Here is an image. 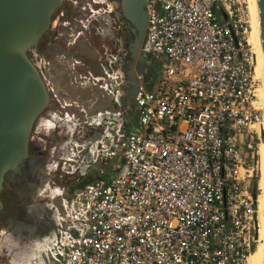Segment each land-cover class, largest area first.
Segmentation results:
<instances>
[{
    "label": "built area",
    "instance_id": "1",
    "mask_svg": "<svg viewBox=\"0 0 264 264\" xmlns=\"http://www.w3.org/2000/svg\"><path fill=\"white\" fill-rule=\"evenodd\" d=\"M70 1L78 13L58 24L57 38L82 26V0ZM251 3L148 0L146 49L161 67L152 89L139 87L136 123L124 130L115 112L112 133L109 113H98L102 134L46 165L79 178L110 166L72 194L50 191L58 224L44 240L50 264H247L264 122ZM111 80L121 97V73L105 72L101 89L113 94Z\"/></svg>",
    "mask_w": 264,
    "mask_h": 264
},
{
    "label": "flooded vegetation",
    "instance_id": "2",
    "mask_svg": "<svg viewBox=\"0 0 264 264\" xmlns=\"http://www.w3.org/2000/svg\"><path fill=\"white\" fill-rule=\"evenodd\" d=\"M120 2L121 0H82V26L72 25L73 27L68 28L70 31L72 29V33L69 32L71 34L68 35L64 31L65 35L57 38L58 24L63 19L73 22L78 13L72 1L64 0L57 23L51 31L45 49L41 51L42 58L35 57L39 65L46 63V72L48 69L52 71L55 65L67 64L72 79L67 87L68 99L64 104L51 97L48 110L43 116L44 120L40 121V125L35 129L36 136L31 138L29 143L26 170L17 176L20 182L10 180L0 193V242L3 245L0 249V264H7L8 257L23 259L24 264H28L27 258L31 259V255H35L36 261L40 260L42 264H46L43 258L45 255L47 264H50L49 248L44 240L58 233V224L51 204V193L54 194L57 189L51 186L57 185L60 190L61 185L65 186L63 189L67 191L66 195L72 194L71 189L82 178H79V174L48 170L46 165L52 157L59 159L65 151L79 148L102 134L103 127L92 120L104 111L100 109L102 103L106 104V111L109 113V121L106 122L110 126L108 129L114 133L119 84L118 81L111 80L114 93L106 95L101 89V78L105 72L115 74L117 79L121 73L120 90H126L136 85L132 74L136 76L137 73L139 87L152 85L161 67L155 56L148 58L145 55L148 51L143 37H147V26L142 32L140 23L137 24L125 16ZM72 12L75 16L70 19ZM72 51H80V55H73ZM47 75L48 79L45 75V81L51 93L52 86H56L52 72L48 71ZM47 80L51 83L50 88ZM66 84L64 86H67ZM70 87L78 88V91L71 92ZM120 100L125 107V99L120 97ZM59 104L63 107L64 118L57 116V112L53 113V105ZM37 159L41 160L40 167L35 164ZM100 168L94 166L91 171L95 176H92V172L87 176L99 179Z\"/></svg>",
    "mask_w": 264,
    "mask_h": 264
},
{
    "label": "water",
    "instance_id": "3",
    "mask_svg": "<svg viewBox=\"0 0 264 264\" xmlns=\"http://www.w3.org/2000/svg\"><path fill=\"white\" fill-rule=\"evenodd\" d=\"M63 2L0 0V193L10 180L20 182L17 176L26 170L32 135L52 100L45 75L35 57L42 58L41 51L47 45L54 23H57ZM120 4L125 16L140 23L143 32L148 26V0H121ZM143 40L147 44V37ZM261 43L264 58V0H261ZM145 55L148 58L154 56L150 52ZM137 75L132 74L135 86L121 89V97L130 110L136 105ZM128 128L124 123V130ZM35 164L40 167L41 160L37 159ZM93 180L92 176L82 178L71 192L82 189ZM31 256V259L27 258L28 264H42L40 260L36 261L35 255ZM43 258L47 264L46 256Z\"/></svg>",
    "mask_w": 264,
    "mask_h": 264
},
{
    "label": "bare ground",
    "instance_id": "4",
    "mask_svg": "<svg viewBox=\"0 0 264 264\" xmlns=\"http://www.w3.org/2000/svg\"><path fill=\"white\" fill-rule=\"evenodd\" d=\"M253 7L254 6L252 0L251 31L248 36V42L252 47V51L257 56L256 72L258 78H260L262 82L261 83L262 85L259 88L258 95L261 103L260 105L262 106L263 114H264V58H263L262 43H261V0H256L257 14H254ZM55 24L56 22L54 23V25ZM257 153H258V171H259L258 180H257V194H256L257 195V199H256L257 243L255 245V249L248 258L247 264H264V122L262 127V137L258 145Z\"/></svg>",
    "mask_w": 264,
    "mask_h": 264
},
{
    "label": "rangeland",
    "instance_id": "5",
    "mask_svg": "<svg viewBox=\"0 0 264 264\" xmlns=\"http://www.w3.org/2000/svg\"><path fill=\"white\" fill-rule=\"evenodd\" d=\"M253 12H254V14H257V12H256V0H253ZM73 12H74V9H73ZM73 12L71 13V15H72V18H70V19H73V17L75 16V13L73 14ZM75 24H73V26H74ZM72 26V27H73ZM69 32H71L72 33V30L70 31L69 29L68 30H66V33L69 35V34H71V33H69ZM75 35H77V34H75ZM80 51H77V52H75V51H72V53H73V55H76V56H79L80 55V53H79ZM52 72V76H53V83L55 84V86H56V88L54 87L53 88V86H52V92H51V94H52V97L53 98H57L60 102H61V104H64V101L66 102L67 101V99H68V92H67V87H68V85H69V83H70V80L72 79V76H71V74H70V72H69V66L66 64L65 66H63V65H55V66H53V68H52V71L50 70V69H48L47 70V72ZM46 71H44V73H45ZM47 72L45 73V75L47 76V78L46 79H48V75H47ZM47 83H48V86H49V83H50V81L49 80H47ZM65 83H67L66 85L67 86H64V84ZM262 83V82H261ZM262 85V84H261ZM50 86H51V83H50ZM50 86H49V88H50ZM78 89V88H77ZM76 88H72V87H70L69 88V91H71V92H75L76 90H77ZM78 91V90H77ZM81 92H83L82 90H81ZM59 103V102H58ZM55 108V110L53 111V113L54 112H57L56 114H57V116H59V117H62V118H64L63 117V115H62V113H64V111H63V107L62 106H60V104L59 105H57V106H55V105H53V109ZM106 104H100V109L101 110H104V111H106ZM91 112V111H90ZM89 115H91L90 113H89ZM36 136V134L35 133H33V135H32V138L33 137H35ZM46 149H47V147H46ZM51 159H54V157H52ZM255 173H254V179H253V182H254V190H255V194H257V180H258V173H259V171H258V153H257V155H255ZM99 168H100V165H99ZM60 170V169H59ZM89 172H92L91 171V169H89L88 170ZM61 174H63V172H60ZM94 172H92V176H95V174H93ZM61 181V180H60ZM60 181H58V182H60ZM57 181H56V183H58ZM55 186H57V185H52L51 187L53 188V187H55ZM65 186H62L61 185V188H62V192L66 195L67 194V191H66V189L64 190L63 188H64Z\"/></svg>",
    "mask_w": 264,
    "mask_h": 264
},
{
    "label": "crops",
    "instance_id": "6",
    "mask_svg": "<svg viewBox=\"0 0 264 264\" xmlns=\"http://www.w3.org/2000/svg\"><path fill=\"white\" fill-rule=\"evenodd\" d=\"M147 89H152L153 84L146 86ZM104 112V111H103ZM120 113V119L122 122L127 123L129 128L136 123L137 121V113H136V108L134 110L128 109L127 105L125 107L121 103L120 97H119V102H118V110L116 111Z\"/></svg>",
    "mask_w": 264,
    "mask_h": 264
},
{
    "label": "trees",
    "instance_id": "7",
    "mask_svg": "<svg viewBox=\"0 0 264 264\" xmlns=\"http://www.w3.org/2000/svg\"><path fill=\"white\" fill-rule=\"evenodd\" d=\"M101 168L99 169V171L101 172V176L102 178H106L109 174V169L110 166H100Z\"/></svg>",
    "mask_w": 264,
    "mask_h": 264
}]
</instances>
